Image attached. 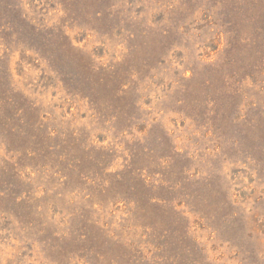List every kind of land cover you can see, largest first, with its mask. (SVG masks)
<instances>
[{"label": "rangeland", "instance_id": "374dc122", "mask_svg": "<svg viewBox=\"0 0 264 264\" xmlns=\"http://www.w3.org/2000/svg\"><path fill=\"white\" fill-rule=\"evenodd\" d=\"M0 264H264V0H0Z\"/></svg>", "mask_w": 264, "mask_h": 264}]
</instances>
